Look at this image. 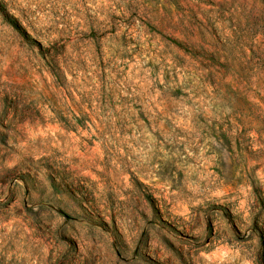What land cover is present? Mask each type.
I'll use <instances>...</instances> for the list:
<instances>
[{
	"label": "rangeland",
	"instance_id": "rangeland-1",
	"mask_svg": "<svg viewBox=\"0 0 264 264\" xmlns=\"http://www.w3.org/2000/svg\"><path fill=\"white\" fill-rule=\"evenodd\" d=\"M0 4V264H264V0Z\"/></svg>",
	"mask_w": 264,
	"mask_h": 264
},
{
	"label": "trees",
	"instance_id": "trees-1",
	"mask_svg": "<svg viewBox=\"0 0 264 264\" xmlns=\"http://www.w3.org/2000/svg\"><path fill=\"white\" fill-rule=\"evenodd\" d=\"M0 15L3 17V19L5 20V22L15 31L17 32H21V27L19 26V24L17 23V21L12 18L11 16H9L6 12V10L4 9V7L0 4Z\"/></svg>",
	"mask_w": 264,
	"mask_h": 264
}]
</instances>
